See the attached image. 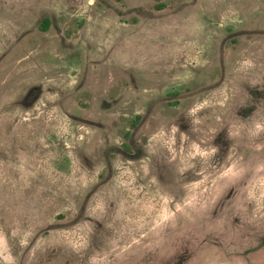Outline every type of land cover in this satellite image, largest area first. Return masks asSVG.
Returning <instances> with one entry per match:
<instances>
[{
	"label": "rangeland",
	"instance_id": "1",
	"mask_svg": "<svg viewBox=\"0 0 264 264\" xmlns=\"http://www.w3.org/2000/svg\"><path fill=\"white\" fill-rule=\"evenodd\" d=\"M0 264H264V0H0Z\"/></svg>",
	"mask_w": 264,
	"mask_h": 264
},
{
	"label": "trees",
	"instance_id": "2",
	"mask_svg": "<svg viewBox=\"0 0 264 264\" xmlns=\"http://www.w3.org/2000/svg\"><path fill=\"white\" fill-rule=\"evenodd\" d=\"M47 22H48V20H45L44 21V24H46ZM42 28H44L45 30H47L48 27H45V26L42 25ZM138 119H139V117H138ZM133 124L135 125V123H133Z\"/></svg>",
	"mask_w": 264,
	"mask_h": 264
}]
</instances>
